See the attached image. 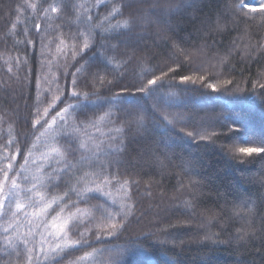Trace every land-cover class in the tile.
Segmentation results:
<instances>
[{"label": "snow or ice", "instance_id": "snow-or-ice-1", "mask_svg": "<svg viewBox=\"0 0 264 264\" xmlns=\"http://www.w3.org/2000/svg\"><path fill=\"white\" fill-rule=\"evenodd\" d=\"M215 3L213 8L208 0L207 12L197 0H24L16 6L3 39L22 36L13 46L23 45L24 51L4 60L10 75L0 81V90H11L13 103L27 97L24 107L30 111L24 123L30 121V127L17 133L19 105H0V139L7 135L0 143V264H130L126 258L139 256L152 264L149 250L164 256L174 250L177 230L191 226L202 190H216L214 177L197 169L201 153H215L241 178L257 161L264 167V70L251 89L237 85L229 91L235 79L227 78L246 70H237L236 56L242 62L253 50L264 52V43L242 50L238 38L227 44L224 39L229 23L255 19L251 6L264 0ZM101 7L107 9L104 15ZM188 8L197 14L188 18ZM259 15L264 18V10ZM153 26L154 33L149 31ZM178 29L186 34L179 36ZM52 31L59 32L55 51L64 58L56 72L46 59L55 42ZM169 33H177L176 38ZM37 38L41 59L32 99L24 89L31 87L28 50L36 54ZM161 46L167 51L159 63L131 80L119 72L155 57L152 49ZM184 70L190 74L177 79ZM145 155L162 166L179 160L180 177L197 178L177 189H187L188 199L171 197L179 202L164 215L154 214V228L133 231L140 219L134 197L141 175L133 161ZM216 195L219 199L221 193ZM234 207L242 219L247 217L245 226L227 241H213V248L233 240L241 247L257 233L264 236V216L257 227L254 202L243 199ZM122 237V244L111 243ZM164 264L179 262L167 256ZM200 264H213V258L206 255Z\"/></svg>", "mask_w": 264, "mask_h": 264}, {"label": "trees", "instance_id": "trees-1", "mask_svg": "<svg viewBox=\"0 0 264 264\" xmlns=\"http://www.w3.org/2000/svg\"><path fill=\"white\" fill-rule=\"evenodd\" d=\"M29 2H32V0H29ZM49 2H51V0H49ZM92 2L94 3V0H92ZM22 3H24V0H0V81H7L10 75L7 72V66L4 60L7 59L8 55H16L18 52L24 51L23 45H20L18 48L13 46L15 40L22 38V36L9 35L6 42L3 39L4 33L7 32L10 27L11 21L16 18V6ZM224 3L234 5L239 3V0H220L221 5ZM197 4L202 7L205 12L208 11V0H197ZM44 6L47 5L45 4ZM212 7H216L215 0H213ZM261 10H264V8L256 9L255 19L241 18L235 24L229 23L230 31L224 38L225 43H230L234 38H238L242 50L245 45L264 43V18L259 15ZM98 11L101 15H104L107 9L101 7ZM245 11H250V9H245ZM196 14L197 13H194L192 8L186 10V16L188 18ZM69 15L70 18L74 19V16L71 14ZM97 19H99V17H97ZM117 19L120 18L118 17ZM178 19L179 17H172L173 23H176ZM112 22L114 23L115 21ZM31 23L33 25L32 31L34 32L35 20ZM55 23L58 24L60 21L57 20ZM183 24L184 22L181 21L182 27ZM22 30L23 25L21 24L18 28V32L22 33ZM62 31L68 33L70 29L65 27ZM149 31L154 33L156 31L155 26L149 29ZM188 31H191V27L188 28ZM177 32L179 36H184L186 34L179 29ZM50 35L55 42L51 45V52L47 54L46 59L53 62L52 71L56 72V65L58 63L62 65L64 63V58L58 56L55 51L59 32L52 31ZM169 35L176 38L177 33H169ZM153 39H155V37H153ZM217 39H221V37H217ZM157 43H160V41H157ZM169 43H171V41ZM28 51L30 63L33 66V75L31 77V87L25 88L24 92L26 94L30 92L32 99H34L36 95V71L40 68L39 61L41 59L39 55L40 46L38 38L35 48L36 54L33 56L31 55V49ZM152 51L157 54L155 57L149 55L141 64H130L126 68H121L119 72L126 73L125 79L131 80L133 76H138L143 69L159 63V61L164 58L163 53L166 52L167 49L161 46L154 47ZM88 55L91 56L92 53L89 52ZM240 61L241 57L239 55L233 59V63H236L237 70H246L243 76L233 73L230 77H227L235 79V83L231 85L229 91L235 89L237 85L246 87L247 89L252 88V82L257 80V73L264 70V52H255L253 50L252 56H249L242 62ZM249 61H251V63H249ZM74 70L73 68L72 71ZM44 71H47L46 67ZM60 71L62 72L63 69L61 68ZM210 71H215V69H210ZM180 74L190 73L187 70L178 72L177 79ZM223 78L225 77H221V79ZM68 80L70 82V76ZM59 83L61 87H63L65 81L62 75ZM121 83H124V81H121ZM17 91H19V89H17ZM196 94L197 93H193V95ZM26 99L27 97L18 98L16 102L13 103L11 90H0V105H3L6 109H14L17 105L20 107V119L15 124V130L19 134H23L30 127V121L28 126L24 123V116L30 111V108L24 107ZM27 103L31 105L32 100H27ZM63 106V104L60 105V107ZM172 111L177 110L172 109ZM182 111H187V109H183ZM200 115L203 116L204 112L201 111ZM255 116H260L258 110L255 112ZM4 127L6 128L7 125L5 124ZM5 140H7V135H4L2 139H0V143H3ZM25 148H27V145H25ZM200 155L202 162L200 165H197V169L214 177V186L216 190L212 188H204L202 190V194L199 196L196 216L192 220L191 226L177 230L175 237L177 247L174 250L167 251L166 256L160 253H151V250H149L152 264H164L167 256L176 257L179 264H200V260L209 254L213 258V264H264V236L259 233H257L254 239L249 240L245 246L237 247L234 240L231 244H218L214 248L212 246L213 241H227L230 237L236 235L237 229H241L245 226L247 217L242 219L241 215L237 214L236 208L234 207V205H239L240 201L243 199L254 202L255 216L257 218L256 226H259V217L264 216V167L257 161L249 166V171L243 173V178H241V173L239 171L232 172L230 169L226 168L224 162L215 153L209 151L207 154L201 153ZM133 156H135V154H133ZM19 159L22 160V157H19ZM133 162L136 165L135 171L141 173L139 176V191L134 197L138 200L137 215L140 219L131 226V230L147 231L155 227L154 214L157 211H160L161 215H164V209H170L179 202L178 200L170 199L171 197H179L180 200L189 198L187 189L182 191H178L177 189L180 184L187 185L189 178L196 179L197 177L194 175L191 177H180L181 170L176 167L179 160L173 161L171 166H168L165 161L162 166L160 162L154 161L150 159L149 156L145 155L138 161L134 160ZM178 177L180 178L178 179ZM149 182H151L150 187H146ZM217 190L221 193L219 199L216 195ZM149 191L152 193V196H148L147 193ZM225 193H228V195H225ZM162 195L163 200L161 199ZM225 201H228V203H225ZM169 215H171L170 212ZM183 218L184 217H181V219ZM175 219L176 217L172 216V220L174 221ZM125 235H127V233ZM205 237H207V239H205ZM180 241L185 242L183 247L179 246ZM123 242L124 237L120 240L111 241L113 244H122ZM93 247H100V245H93ZM169 249H171V246H169ZM87 250L90 251L91 249ZM79 254L81 253L77 252L74 255ZM126 259H130V264H148V258L144 256Z\"/></svg>", "mask_w": 264, "mask_h": 264}, {"label": "rangeland", "instance_id": "rangeland-1", "mask_svg": "<svg viewBox=\"0 0 264 264\" xmlns=\"http://www.w3.org/2000/svg\"><path fill=\"white\" fill-rule=\"evenodd\" d=\"M251 8H255V9L264 8V5L255 4V5H252Z\"/></svg>", "mask_w": 264, "mask_h": 264}]
</instances>
